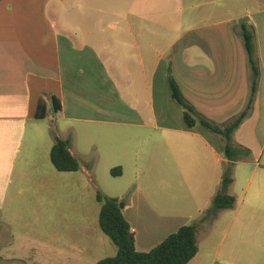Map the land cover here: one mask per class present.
<instances>
[{"label": "crops", "instance_id": "obj_1", "mask_svg": "<svg viewBox=\"0 0 264 264\" xmlns=\"http://www.w3.org/2000/svg\"><path fill=\"white\" fill-rule=\"evenodd\" d=\"M244 18L255 28L260 80L234 143L251 156L232 167L234 208L201 222L222 185L225 144L186 125L168 67L208 121L237 117L250 95ZM41 99L47 117L37 119ZM56 138L69 143L78 171L54 167ZM263 159L264 0H0V264L114 257L98 192L124 202L139 252L197 224L188 264H231L249 240L246 223L264 218ZM239 178L244 199L255 186L242 208Z\"/></svg>", "mask_w": 264, "mask_h": 264}, {"label": "trees", "instance_id": "obj_2", "mask_svg": "<svg viewBox=\"0 0 264 264\" xmlns=\"http://www.w3.org/2000/svg\"><path fill=\"white\" fill-rule=\"evenodd\" d=\"M237 26L243 40L251 73L250 95L246 109L229 122L217 125L200 114L182 93L172 75L170 64L168 67L172 98L183 109L186 125L189 128L197 125L204 126L211 132L221 136L225 144L224 155L228 163L224 167L222 185L214 197L211 207L204 213L201 222L213 219L221 210L234 208L236 200L227 192L229 185L232 183V167L234 163L251 156L248 149L234 143V134L253 110L259 87L260 66L254 26L246 18L239 20ZM53 103L54 112L60 111L61 104L59 100L53 98ZM35 116L37 119L47 117V108L43 99L39 102ZM50 158L54 167L60 172H76L80 168L78 161L70 153L69 143L59 138H56ZM112 174L117 175V172L112 171ZM96 198L101 204L100 227L117 248V254L114 257L105 258L97 264H188L197 255V224L181 227L149 252H139L135 246L132 228L124 217L123 209L120 208V202L100 192L97 193Z\"/></svg>", "mask_w": 264, "mask_h": 264}, {"label": "rangeland", "instance_id": "obj_3", "mask_svg": "<svg viewBox=\"0 0 264 264\" xmlns=\"http://www.w3.org/2000/svg\"><path fill=\"white\" fill-rule=\"evenodd\" d=\"M80 141H81L80 137H78V142ZM263 163H264V159H263ZM142 181L140 183H142L143 185ZM236 186H237L236 193L238 195L237 206H239V208H242V206L244 207V205L249 201V199H251V196L253 195V192L255 190L254 188L255 186L248 191L247 197L245 199L243 198V194H242V190L245 187L244 183H242V178H239V181ZM121 204L124 205V202H120V205ZM260 205L262 206L261 208L262 212H264V196L261 197ZM262 214L264 215V213ZM246 224L247 226H245V231H243V235L245 237L246 234H248L249 240L248 242L244 243L245 245L242 249L234 253V258L231 261V264H264V218ZM233 236H234L233 231H231L229 234V239L232 238ZM256 236H258L259 239L254 238ZM229 239H227L225 244L229 243L228 242Z\"/></svg>", "mask_w": 264, "mask_h": 264}, {"label": "water", "instance_id": "obj_4", "mask_svg": "<svg viewBox=\"0 0 264 264\" xmlns=\"http://www.w3.org/2000/svg\"><path fill=\"white\" fill-rule=\"evenodd\" d=\"M120 208H121V209H123V208H124V205H123V204H121V205H120Z\"/></svg>", "mask_w": 264, "mask_h": 264}]
</instances>
